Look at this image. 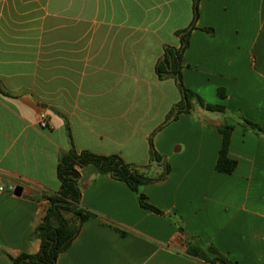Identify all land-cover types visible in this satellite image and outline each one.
<instances>
[{"label":"crops","instance_id":"crops-1","mask_svg":"<svg viewBox=\"0 0 264 264\" xmlns=\"http://www.w3.org/2000/svg\"><path fill=\"white\" fill-rule=\"evenodd\" d=\"M195 2L0 0V264L39 252L44 195L59 189L72 147L139 167L154 148L170 172L143 187L159 213L125 181L80 168L81 204L96 217L56 264H210L189 254L192 242L264 264V135L243 124L264 130V0H199L183 82L226 112L197 107L165 124L183 93L156 65L181 45ZM224 125L233 173L216 169Z\"/></svg>","mask_w":264,"mask_h":264},{"label":"trees","instance_id":"trees-1","mask_svg":"<svg viewBox=\"0 0 264 264\" xmlns=\"http://www.w3.org/2000/svg\"><path fill=\"white\" fill-rule=\"evenodd\" d=\"M198 2L199 0H196L194 5V19L191 26L178 32V35H181V45L179 47L167 46L164 55L156 65L158 77L160 79L166 77L175 78L183 93V99L168 114L165 124L176 119L182 112L192 114L197 107L208 111L226 112L224 105L206 103L198 93L187 88L183 82L184 52L190 43V35L198 18ZM218 93L220 97L225 98L226 95L222 89ZM243 124L258 134L264 135V130L257 124L247 119L243 120ZM218 131L221 133L223 140L216 169L224 173H233L237 167V161L229 156L233 127L224 125L219 127ZM153 163L163 167L161 174L155 176L149 173ZM89 165H94L100 172L109 173L114 178L125 181L137 193L140 204L143 207L155 212H161L148 202L147 196L143 192V187L146 184L153 181H162L170 172L169 164L154 148H152L151 163L148 166L139 167L127 163L117 154L99 155L88 150L79 152L72 147L59 159V189L54 193L44 195L49 199V204L33 233V237L40 239V250L36 254L21 253L15 257L8 255L14 264H56L60 254L71 246L79 234L83 223L91 217H96V214L88 211L81 204L82 189L79 185L81 179L79 169ZM2 253L5 252H0V254ZM189 254L199 257L210 264H239L216 248L204 246L198 242L190 244Z\"/></svg>","mask_w":264,"mask_h":264},{"label":"built area","instance_id":"built-area-1","mask_svg":"<svg viewBox=\"0 0 264 264\" xmlns=\"http://www.w3.org/2000/svg\"><path fill=\"white\" fill-rule=\"evenodd\" d=\"M38 123L42 127H47L48 126V120L45 112H41L38 118ZM4 190V186L0 184V191Z\"/></svg>","mask_w":264,"mask_h":264},{"label":"water","instance_id":"water-1","mask_svg":"<svg viewBox=\"0 0 264 264\" xmlns=\"http://www.w3.org/2000/svg\"><path fill=\"white\" fill-rule=\"evenodd\" d=\"M16 192V191H15ZM17 193V192H16ZM21 192H18L17 194L19 195Z\"/></svg>","mask_w":264,"mask_h":264}]
</instances>
